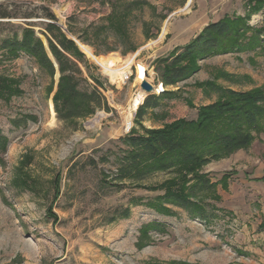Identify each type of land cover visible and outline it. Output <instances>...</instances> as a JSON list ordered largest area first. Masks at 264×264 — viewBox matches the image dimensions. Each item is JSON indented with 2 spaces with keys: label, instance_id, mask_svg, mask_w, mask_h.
Wrapping results in <instances>:
<instances>
[{
  "label": "rangeland",
  "instance_id": "374dc122",
  "mask_svg": "<svg viewBox=\"0 0 264 264\" xmlns=\"http://www.w3.org/2000/svg\"><path fill=\"white\" fill-rule=\"evenodd\" d=\"M248 1L0 0V13L10 16L0 19V40L31 27L45 43L41 32L52 14L95 67L108 107L64 124L49 105L58 73L50 79L26 55L0 65V76L16 79L21 92L0 98V264H264V133L201 168L218 183L214 197L203 199L210 206L206 222L170 205L172 215H159L145 205L156 194L114 178L127 149L122 138L131 130L142 134L196 119L198 109L218 97L204 84L264 90L259 49L200 61L196 73L172 87L159 81L162 60L169 64L170 54L207 24L249 15V26H261L264 9L251 14ZM109 55L133 58L128 80L111 82L96 60ZM137 66L147 71L153 93L139 88ZM165 91L171 94L162 96ZM136 95L140 102L133 108ZM146 97L139 124L135 114ZM172 176L158 173L140 185L154 187ZM125 208L129 214L120 218ZM153 222L164 228L145 233Z\"/></svg>",
  "mask_w": 264,
  "mask_h": 264
},
{
  "label": "trees",
  "instance_id": "16d2710c",
  "mask_svg": "<svg viewBox=\"0 0 264 264\" xmlns=\"http://www.w3.org/2000/svg\"><path fill=\"white\" fill-rule=\"evenodd\" d=\"M248 9L251 14L262 11L264 0H249ZM9 17L7 13H0V19ZM46 18L49 22L44 24L41 32L45 43L31 27L23 28L20 36L14 34L0 40V65L26 55L50 79L58 73L53 105L51 101L49 105L52 116L55 115L59 122L73 124L91 116L96 110H108L102 94L105 86L91 71L95 67L56 25L55 17L48 14ZM256 49L264 51V19L261 26L252 27L249 26V15L224 17L207 24L187 45L175 49L170 54L169 64L162 60L164 64L160 68L159 81L165 88L172 87L196 73L200 61ZM17 85L16 79L0 76V98L7 100L19 95L21 92ZM203 87L217 93L218 97L213 104L200 107L196 119L178 120L159 129H144L142 134L131 130L121 140L127 149L119 158L115 181L131 182L135 188L156 194L145 205L159 215H172L167 208L170 205L206 222L211 217L207 209L210 206L203 199L210 195V198L214 197L218 183L211 182L206 174L200 173L201 168L211 161L248 148L255 134L264 133L263 89L236 92L213 83H206ZM170 94L165 91L162 96ZM149 97L138 107L136 123H141L149 106ZM4 146V139L0 138V147L3 149ZM158 173L173 176L154 187L140 185ZM224 181L223 178L222 185ZM136 200L140 204L143 201L142 198ZM128 214L129 210L125 208L120 218H126ZM162 228L153 222L143 231H161Z\"/></svg>",
  "mask_w": 264,
  "mask_h": 264
},
{
  "label": "bare ground",
  "instance_id": "6f19581e",
  "mask_svg": "<svg viewBox=\"0 0 264 264\" xmlns=\"http://www.w3.org/2000/svg\"><path fill=\"white\" fill-rule=\"evenodd\" d=\"M83 51H86L90 56H92V54L89 52L87 48L83 47ZM96 60L102 66L105 73L110 77L111 82L117 83V84L124 82L127 75L130 73V66L133 65V58H129V59L122 61L116 55H109L105 58H99ZM135 79L137 83L139 84L142 80H146V72L140 66L136 67V78ZM140 97L141 95H136L135 98L133 99L132 101L133 108H136V106L140 102ZM129 126H130V123L127 126V128Z\"/></svg>",
  "mask_w": 264,
  "mask_h": 264
},
{
  "label": "water",
  "instance_id": "95a60500",
  "mask_svg": "<svg viewBox=\"0 0 264 264\" xmlns=\"http://www.w3.org/2000/svg\"><path fill=\"white\" fill-rule=\"evenodd\" d=\"M139 88L145 93V94H151L153 93V86L147 82L146 80H143L139 84Z\"/></svg>",
  "mask_w": 264,
  "mask_h": 264
},
{
  "label": "built area",
  "instance_id": "2783aa9c",
  "mask_svg": "<svg viewBox=\"0 0 264 264\" xmlns=\"http://www.w3.org/2000/svg\"><path fill=\"white\" fill-rule=\"evenodd\" d=\"M147 72V71H146ZM131 75V74H130ZM128 76L126 77V79L125 80H128ZM147 80V79H146ZM143 81V80H142ZM160 88H161V90H162V85L160 84V86H159ZM145 94V93H144ZM56 264H61V263H56Z\"/></svg>",
  "mask_w": 264,
  "mask_h": 264
}]
</instances>
